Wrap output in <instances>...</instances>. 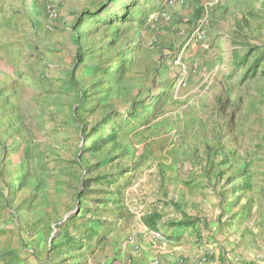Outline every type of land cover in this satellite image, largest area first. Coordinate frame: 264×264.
<instances>
[{
  "label": "rangeland",
  "instance_id": "1",
  "mask_svg": "<svg viewBox=\"0 0 264 264\" xmlns=\"http://www.w3.org/2000/svg\"><path fill=\"white\" fill-rule=\"evenodd\" d=\"M112 1L31 0L45 5L47 23L26 28L32 19L23 14L17 22L25 23L1 32L0 251L10 261L135 264L158 244L181 255L205 246L211 255L262 211L264 67L238 82L231 53L264 49L263 0ZM130 2V19L116 22ZM104 5L110 16L76 29L82 62L74 86L73 26L79 13ZM153 102L147 120L143 105ZM82 103L90 111L75 121ZM128 110L135 116L125 122ZM120 116L128 124L113 142L81 152L92 128L105 123L99 132L109 133L110 118ZM100 176L121 178L117 186L92 183L78 200L81 180ZM93 213L99 225L86 240ZM154 213L147 227L143 218ZM183 215L197 222L173 227ZM187 230L191 242L172 238ZM65 234L81 246L61 248ZM149 255V264L161 263Z\"/></svg>",
  "mask_w": 264,
  "mask_h": 264
},
{
  "label": "crops",
  "instance_id": "2",
  "mask_svg": "<svg viewBox=\"0 0 264 264\" xmlns=\"http://www.w3.org/2000/svg\"><path fill=\"white\" fill-rule=\"evenodd\" d=\"M30 1L31 0H0V35L2 30L14 29L16 23L17 26H19L20 23H25L23 20L19 23L17 22V18L23 17V14H25L27 18L32 19L31 21H26V28H28V25L33 26L36 23L42 24V26L47 23L46 15L43 17L40 16V13H45V5L42 3L37 6L36 4L34 8L32 4L29 3ZM29 5L30 7H28ZM20 14L22 15L19 16ZM55 23L59 22L56 21ZM61 29H64V27H61ZM251 218L252 220L244 225L245 229H243V227L239 230L233 229L230 231V235L225 234V237H223L225 240L223 245L220 244L219 247L215 248L214 251L211 252V255L205 246H199L198 253L196 254L181 255V253H175L178 247L175 248L173 245H163L162 248L161 245L158 244L156 248L145 246V255H143V252V257L140 255V257H138L139 260H136L135 264H149L150 250L154 251V253H158L159 259L161 260L160 264H264V205H262V211L255 212ZM144 233H146V231H144ZM193 236V232L187 230L182 232V235L174 234L172 238H180V244L185 245V243L193 240ZM144 240L147 241L146 239ZM167 253L168 256H166ZM0 264L20 263L14 260L10 261V259L5 257L4 251H0Z\"/></svg>",
  "mask_w": 264,
  "mask_h": 264
},
{
  "label": "trees",
  "instance_id": "3",
  "mask_svg": "<svg viewBox=\"0 0 264 264\" xmlns=\"http://www.w3.org/2000/svg\"><path fill=\"white\" fill-rule=\"evenodd\" d=\"M114 2L115 0L112 1L111 3H114ZM135 4H136L135 2H133V4H131L130 2V4L124 5L123 10L121 11V14H119V16L116 19V22H119L122 24L127 22L130 19L131 12ZM261 5L264 8V0L262 1ZM112 10L113 9L111 10L109 9L108 5H104L103 8L101 9L99 8L98 10L94 12L83 11L79 13L78 17L76 18L75 24L72 29L74 33L73 44L77 49L76 65H74L73 69L71 70L70 79H69L71 80V83L74 86H77V83L72 78L73 73L76 71V69L79 67V65L82 62L81 61L82 48L80 45V38H79L78 33L76 32V29L83 26L85 22L87 23L90 21V22L96 23L98 20L102 18L101 16L103 15L105 11H108L109 16H110V12H112ZM112 20H113L112 18L105 19L102 21V23H105L107 21L108 23H110L112 22ZM111 41H108V42H111ZM231 58H232L231 59V65H232L231 77H235V76L238 77L239 79L238 82H244L247 79H254L257 75L259 74L261 75V72L263 73L262 68L264 67V49H260L258 46H246L243 48V53H240L237 50H232ZM240 68H244V72L241 75H238L237 72ZM116 74H118V72ZM164 95L165 93L164 94L161 93L157 98L159 99L160 97H163ZM85 106L86 105L84 103H82V105L79 104L77 108H75L76 106H74L75 112H72V116L75 121H78L79 113L90 111V109H85L84 108ZM143 106H144L143 108L144 110H147L149 108V112L146 115L147 120L148 118H151L154 116V114H156L157 107L155 106L154 102L151 107L147 103H145V105ZM124 116L126 117L125 122H128V121L130 122L131 119L135 116V113L133 114L132 110H128L125 112ZM115 118L117 117L110 118L114 120L115 122L111 125V126H114V128L109 133H106L105 131L99 132L101 126L105 125V123L98 125V127L96 128H92L90 135H88V137L87 136L85 137L87 138L85 141V144L87 145H83L81 148V152L83 154L98 152L101 149L103 144H107L115 140L117 131L120 130L122 126L128 124V123H123V125H120L122 116L118 117L116 120ZM97 133L98 135L92 139V137ZM84 171L88 173V169H84ZM119 178H121V176L110 178V179L109 177H101V176L95 177L93 179H85V178L82 179L81 180V190H79V192L77 193L78 200L86 196L87 193L90 192L89 189L92 183L99 184V185L101 184V185H108V186H117ZM94 216H97V214L93 213L92 219L88 221L89 227L85 229L86 240H91L94 237L93 229L99 225V221H98L99 219ZM156 218H158L157 214L155 213L151 214L150 216L143 218V223L147 227H151L156 224L155 223ZM68 220L69 218L66 219V221ZM196 222H197V219H190L186 215H183V218L179 222L175 223L173 227H176V226L188 227V226L194 225ZM64 226H65L64 224L61 225V227H64ZM79 246H81V243L78 239L70 237L68 234L64 235V240L61 242V248L73 250V249L79 248Z\"/></svg>",
  "mask_w": 264,
  "mask_h": 264
},
{
  "label": "built area",
  "instance_id": "4",
  "mask_svg": "<svg viewBox=\"0 0 264 264\" xmlns=\"http://www.w3.org/2000/svg\"><path fill=\"white\" fill-rule=\"evenodd\" d=\"M48 12L52 14L51 15L52 17H54L55 14H56L55 11L52 10V9H50V8H49V11ZM154 238H155V240L159 241V240L163 239V236L160 235L159 233H157V234H154Z\"/></svg>",
  "mask_w": 264,
  "mask_h": 264
},
{
  "label": "clouds",
  "instance_id": "5",
  "mask_svg": "<svg viewBox=\"0 0 264 264\" xmlns=\"http://www.w3.org/2000/svg\"><path fill=\"white\" fill-rule=\"evenodd\" d=\"M49 8L52 9V7H47V8H46L47 15H48ZM52 10H53V9H52Z\"/></svg>",
  "mask_w": 264,
  "mask_h": 264
}]
</instances>
